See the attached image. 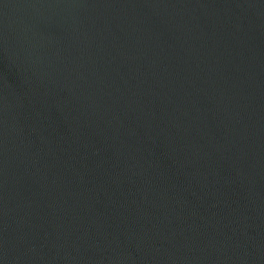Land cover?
<instances>
[{"label": "water", "instance_id": "1", "mask_svg": "<svg viewBox=\"0 0 264 264\" xmlns=\"http://www.w3.org/2000/svg\"><path fill=\"white\" fill-rule=\"evenodd\" d=\"M0 264H264V0H0Z\"/></svg>", "mask_w": 264, "mask_h": 264}]
</instances>
